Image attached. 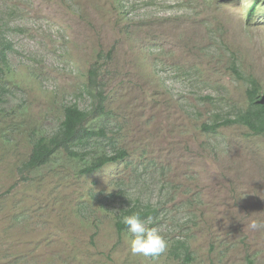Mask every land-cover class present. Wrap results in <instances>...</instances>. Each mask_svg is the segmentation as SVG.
Here are the masks:
<instances>
[{"label":"rangeland","instance_id":"374dc122","mask_svg":"<svg viewBox=\"0 0 264 264\" xmlns=\"http://www.w3.org/2000/svg\"><path fill=\"white\" fill-rule=\"evenodd\" d=\"M0 30L12 43L0 264H264V230L248 227L264 220V134L202 129L247 105L248 77L264 92V0H0ZM99 52L111 59L96 145L127 158L79 175L81 163L61 155L21 178L30 132H54L65 105L90 108L86 73ZM147 205L167 241L158 258L133 256L115 228L124 210Z\"/></svg>","mask_w":264,"mask_h":264},{"label":"trees","instance_id":"16d2710c","mask_svg":"<svg viewBox=\"0 0 264 264\" xmlns=\"http://www.w3.org/2000/svg\"><path fill=\"white\" fill-rule=\"evenodd\" d=\"M254 6L250 9L252 13ZM0 30V102L2 95L6 91L3 87V73L9 71L8 54L12 51V43L2 35ZM110 53L106 59L96 55V59L89 65L86 73V83L84 91L90 99V108L84 110L77 104L63 106V119L54 132L40 133L36 136L35 132H30L32 145L27 159L20 164L17 171L21 178L27 180V175L41 170L53 164L59 156H64L66 161L80 162L81 167L77 173L88 175L95 173L108 164L124 161L128 153L113 146L111 154L101 149L96 144L99 138H105V128L99 119L107 115L106 110L107 94L102 70L107 60H110ZM232 71L240 76V71L234 60H229ZM249 83L246 90L247 105L234 112L232 117L222 121H214L211 124H203L205 131L215 132L222 126L238 124L247 127L255 135L264 134V92L258 81L253 77H248ZM96 121L97 124H92ZM118 187V184H115ZM122 189L117 192L111 191L104 198L114 201L121 196ZM138 213L142 220H145L156 213V209L150 205L143 210L130 207L123 211L124 216ZM122 219L115 220V228L118 234L126 232V226L121 222ZM248 264H251L249 261Z\"/></svg>","mask_w":264,"mask_h":264},{"label":"clouds","instance_id":"9594fccd","mask_svg":"<svg viewBox=\"0 0 264 264\" xmlns=\"http://www.w3.org/2000/svg\"><path fill=\"white\" fill-rule=\"evenodd\" d=\"M121 222L126 226L129 234V252L133 256L158 258L167 249V241L156 228L148 225L151 218L142 220L138 213L122 217ZM248 227L254 231L264 230V220L253 219Z\"/></svg>","mask_w":264,"mask_h":264},{"label":"bare ground","instance_id":"6f19581e","mask_svg":"<svg viewBox=\"0 0 264 264\" xmlns=\"http://www.w3.org/2000/svg\"><path fill=\"white\" fill-rule=\"evenodd\" d=\"M147 178V177H146ZM141 180V179H140Z\"/></svg>","mask_w":264,"mask_h":264}]
</instances>
